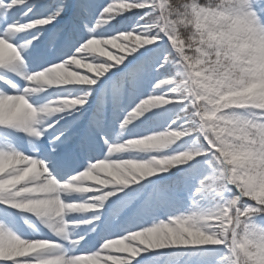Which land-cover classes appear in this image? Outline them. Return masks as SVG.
Listing matches in <instances>:
<instances>
[{"label":"snow or ice","instance_id":"obj_1","mask_svg":"<svg viewBox=\"0 0 264 264\" xmlns=\"http://www.w3.org/2000/svg\"><path fill=\"white\" fill-rule=\"evenodd\" d=\"M0 264H264V0H0Z\"/></svg>","mask_w":264,"mask_h":264},{"label":"clouds","instance_id":"obj_2","mask_svg":"<svg viewBox=\"0 0 264 264\" xmlns=\"http://www.w3.org/2000/svg\"><path fill=\"white\" fill-rule=\"evenodd\" d=\"M189 23H192V21H189ZM201 25L203 26V22H201Z\"/></svg>","mask_w":264,"mask_h":264}]
</instances>
